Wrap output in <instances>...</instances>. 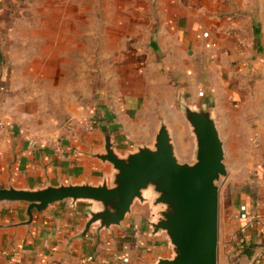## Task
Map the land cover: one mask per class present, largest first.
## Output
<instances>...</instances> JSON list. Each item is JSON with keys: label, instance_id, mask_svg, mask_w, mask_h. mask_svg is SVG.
I'll return each instance as SVG.
<instances>
[{"label": "crops", "instance_id": "1", "mask_svg": "<svg viewBox=\"0 0 264 264\" xmlns=\"http://www.w3.org/2000/svg\"><path fill=\"white\" fill-rule=\"evenodd\" d=\"M179 88L208 105L224 144L240 104L253 109L230 127L254 124L264 110V0H0V120L14 124L0 131V189L110 184L112 165L95 158L104 134L121 157L151 146L166 123L156 107ZM86 117L99 122L92 132L78 124ZM61 135L57 153L48 141ZM254 170L241 200L254 224L246 228L239 206L225 217L218 264H264V164ZM27 208L0 202V264L173 258L146 204L135 203L120 226L93 225L86 235L88 202L54 203L30 224Z\"/></svg>", "mask_w": 264, "mask_h": 264}, {"label": "water", "instance_id": "2", "mask_svg": "<svg viewBox=\"0 0 264 264\" xmlns=\"http://www.w3.org/2000/svg\"><path fill=\"white\" fill-rule=\"evenodd\" d=\"M180 109L195 137V162L181 163L168 125L160 123L151 146L140 145L121 157L106 132L104 153L95 155L114 170L113 180L90 184L47 186L36 190L0 189V202L28 204L30 224L35 212L57 202H88L90 210L83 235L93 225L98 229L120 226L137 201L147 203L153 189L156 197L149 227L154 235L165 233L172 259L157 264H218L219 183L227 176L225 148L218 126L206 103L190 105L180 100Z\"/></svg>", "mask_w": 264, "mask_h": 264}, {"label": "rangeland", "instance_id": "3", "mask_svg": "<svg viewBox=\"0 0 264 264\" xmlns=\"http://www.w3.org/2000/svg\"><path fill=\"white\" fill-rule=\"evenodd\" d=\"M201 94V93H200ZM169 98V105H157L158 114L165 118V121L170 129V133L173 138V142L176 149V155L181 163H194L195 158V137L192 135L191 129L184 119V116L180 109V100H185L190 105H195L192 102L190 96L185 95L183 88H179L177 93L171 95ZM190 102H189V101ZM252 101V99H250ZM260 102L264 105V95L260 96ZM253 103L240 104L239 109L231 112L232 118L227 119L228 125L222 129V133L226 140L224 144L225 148V165L227 168V176L219 183L220 187V208H219V239L223 238V230L225 229V217L230 215V219L235 211V206H239V215L241 207H245L241 204L243 196L245 197L246 189H249L251 182L254 180L253 176L255 171L264 164V110L262 112H256L258 118H252L254 124L250 120L249 128L230 127L235 126L240 118V114L244 115L243 109L252 110ZM264 107V106H263ZM251 115V112H249ZM89 114V113H88ZM94 113L89 114L93 117ZM154 115L150 112H146L142 117L152 118ZM88 120V117L81 120L79 126L87 131L82 123ZM92 120H94L92 118ZM7 121V120H5ZM143 121V120H142ZM12 123V121H8ZM97 122V121H95ZM99 123V122H98ZM13 124V123H12ZM138 123H135L137 125ZM14 125V124H13ZM122 125V124H121ZM120 124L119 126L122 127ZM125 126V124H123ZM121 132L124 134V138L128 137L123 128ZM94 130V129H93ZM92 130V131H93ZM87 131V132H92ZM57 138L63 139V136ZM50 141V140H49ZM48 141V142H49ZM253 173V174H252ZM156 194L153 189H150L147 194V207L151 209V217L153 213H157L158 209L153 208L152 204ZM138 204H141L137 201ZM150 215V214H149ZM240 218V217H239Z\"/></svg>", "mask_w": 264, "mask_h": 264}, {"label": "built area", "instance_id": "4", "mask_svg": "<svg viewBox=\"0 0 264 264\" xmlns=\"http://www.w3.org/2000/svg\"><path fill=\"white\" fill-rule=\"evenodd\" d=\"M200 96H203V93L200 94ZM98 123L95 122V120H92V118H88V120L84 121L82 123V126L87 130V131H92L93 129L97 128ZM13 129V124L8 122V121H1L0 120V131H8ZM49 144L53 147L55 152L61 153L62 152V139L60 138H55L53 140L49 141ZM29 146L31 148H36L38 146L37 140H32L29 143ZM240 219L244 221L246 228L252 227L254 224L255 216L253 214L248 213L247 207H241L240 211ZM118 261H122L124 263H127L129 260L127 258L123 257H117ZM90 259H84L83 263L87 264L89 263Z\"/></svg>", "mask_w": 264, "mask_h": 264}]
</instances>
